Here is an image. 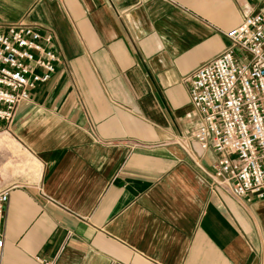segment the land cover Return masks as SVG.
Returning a JSON list of instances; mask_svg holds the SVG:
<instances>
[{"label": "crops", "instance_id": "crops-1", "mask_svg": "<svg viewBox=\"0 0 264 264\" xmlns=\"http://www.w3.org/2000/svg\"><path fill=\"white\" fill-rule=\"evenodd\" d=\"M263 8L0 0V26L50 34L60 61L0 135V147L11 139L39 166L0 185V264H264V199L210 190L191 159L209 168L217 155L191 139L199 116L187 83Z\"/></svg>", "mask_w": 264, "mask_h": 264}, {"label": "built area", "instance_id": "built-area-1", "mask_svg": "<svg viewBox=\"0 0 264 264\" xmlns=\"http://www.w3.org/2000/svg\"><path fill=\"white\" fill-rule=\"evenodd\" d=\"M227 48L187 79L199 121L191 135L209 168L192 159L208 188L232 198L264 199V8L225 33ZM53 38L22 22L0 26V135L10 134L19 106L55 74ZM183 149L187 151V147ZM191 157V156H190ZM8 190L0 191V260ZM244 202L248 203V200Z\"/></svg>", "mask_w": 264, "mask_h": 264}, {"label": "rangeland", "instance_id": "rangeland-1", "mask_svg": "<svg viewBox=\"0 0 264 264\" xmlns=\"http://www.w3.org/2000/svg\"><path fill=\"white\" fill-rule=\"evenodd\" d=\"M2 153H5L6 157H2ZM8 158V160H6ZM14 165V172L8 171L7 167ZM7 163H9L7 165ZM38 164L33 160L26 157L16 143L9 139L4 141L0 147V185L6 181L11 180H24L25 178L31 177L30 174H36L38 172ZM13 175L12 177H8Z\"/></svg>", "mask_w": 264, "mask_h": 264}, {"label": "bare ground", "instance_id": "bare-ground-1", "mask_svg": "<svg viewBox=\"0 0 264 264\" xmlns=\"http://www.w3.org/2000/svg\"><path fill=\"white\" fill-rule=\"evenodd\" d=\"M5 134H8V133H3V134H1V135H5Z\"/></svg>", "mask_w": 264, "mask_h": 264}]
</instances>
